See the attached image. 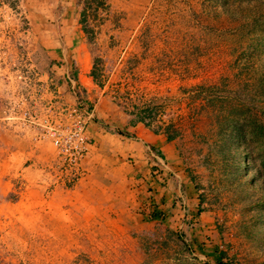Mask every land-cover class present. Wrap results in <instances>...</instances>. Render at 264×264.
Masks as SVG:
<instances>
[{
  "label": "rangeland",
  "instance_id": "obj_1",
  "mask_svg": "<svg viewBox=\"0 0 264 264\" xmlns=\"http://www.w3.org/2000/svg\"><path fill=\"white\" fill-rule=\"evenodd\" d=\"M59 70L151 107L194 203L182 185L139 232L70 226L74 184L32 155L52 148L23 118L58 100ZM263 148L264 0H0V264H264ZM151 172L148 200L167 179Z\"/></svg>",
  "mask_w": 264,
  "mask_h": 264
},
{
  "label": "crops",
  "instance_id": "obj_2",
  "mask_svg": "<svg viewBox=\"0 0 264 264\" xmlns=\"http://www.w3.org/2000/svg\"><path fill=\"white\" fill-rule=\"evenodd\" d=\"M64 71H55V75L62 76ZM86 74L76 72L74 76L77 83L87 89L88 98L93 103V118L86 129L90 148L82 161L83 175L67 189L70 193L68 209L72 211L68 224L78 228L108 229L110 233L121 235L128 231L139 232L146 224L140 210H147L149 202L158 203L156 208L161 205L171 210L170 200L180 195L182 185L186 187L184 199L193 204V189L181 174L175 140L168 139L161 130L144 125L132 113L106 98ZM66 88L60 80L56 97L59 101L71 102L72 97ZM92 89L94 93H89ZM35 146L32 150L35 158L41 156L51 164L55 163L52 149ZM153 167L167 179L161 190L163 194L159 191L160 196L156 193L148 200L146 196L151 194L148 187H156L155 178L150 174ZM30 179L37 183L39 172ZM56 208L62 209L61 206Z\"/></svg>",
  "mask_w": 264,
  "mask_h": 264
},
{
  "label": "built area",
  "instance_id": "obj_3",
  "mask_svg": "<svg viewBox=\"0 0 264 264\" xmlns=\"http://www.w3.org/2000/svg\"><path fill=\"white\" fill-rule=\"evenodd\" d=\"M64 81L71 102L50 100L39 112L24 111L23 118L35 130L34 139H45L51 145L65 187L83 175L82 161L90 148L86 129L93 118V103L84 96L71 72L64 71Z\"/></svg>",
  "mask_w": 264,
  "mask_h": 264
},
{
  "label": "trees",
  "instance_id": "obj_4",
  "mask_svg": "<svg viewBox=\"0 0 264 264\" xmlns=\"http://www.w3.org/2000/svg\"><path fill=\"white\" fill-rule=\"evenodd\" d=\"M72 75L74 76V74L72 73ZM90 76H91V78H92V80L93 79H95V74H94V72H93V70L92 71H90V74H89ZM151 110H152V108L151 107H149V106H147L146 108H144V109H142V110H138V111H136L135 113H134V116L136 117V119L138 120V121H141L144 125H146V126H148L149 127V125H148V122H146L145 120H144V118L146 117H150V112H151ZM168 139H171L173 136H170V135H167L166 136ZM260 166L264 169V148H263V150H262V154H261V157H260ZM153 177L155 178V179H158V178H156L157 176H155V174L153 175ZM152 210L150 209V212H151ZM149 212V213H150ZM154 213V212H153ZM153 217H155V213L154 214H150L149 215V218H153Z\"/></svg>",
  "mask_w": 264,
  "mask_h": 264
}]
</instances>
